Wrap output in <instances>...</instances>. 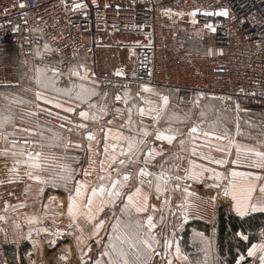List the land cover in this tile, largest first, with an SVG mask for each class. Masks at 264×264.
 I'll return each instance as SVG.
<instances>
[{
	"label": "crops",
	"instance_id": "obj_1",
	"mask_svg": "<svg viewBox=\"0 0 264 264\" xmlns=\"http://www.w3.org/2000/svg\"><path fill=\"white\" fill-rule=\"evenodd\" d=\"M114 33L109 32L106 36L113 38ZM113 40L122 39L116 36ZM97 66L102 69L98 59ZM77 73L79 71L72 67L63 76L57 74L61 79L56 87L35 85L32 88L34 104L29 124L0 116V183L23 182L26 188L22 201L0 210L3 261L9 260L7 253L13 250L14 264H39V254L60 250L62 246L69 252L68 264H111L116 255L112 245L121 246L116 236L127 234L135 239L138 233L139 238H148L153 244L146 264H230L228 254L220 252L215 223L217 213L223 208L240 218L264 216V192L261 191L264 167L256 166L264 161L254 155L255 151L264 152V132L248 127L252 129H248L246 139L235 146L238 157L235 164L231 162V145L227 137L217 129L208 131L211 135H205L200 143L192 140L184 149L180 136L164 129L172 120L167 118L168 106L162 99L166 96L165 89L147 86L149 90L145 91L142 86L126 92L129 128L124 130L111 119V90L106 91L90 80L100 91L82 99L74 96L68 84ZM6 89L7 85L0 86V93ZM37 92L41 93L40 98H37ZM69 108L73 111H68ZM81 112L87 115L82 117ZM88 132L93 133L94 139H88ZM158 133L171 135L173 139L171 142L159 139ZM256 133L261 135V145L252 142ZM220 136L225 139H218ZM129 140L134 143L131 151ZM237 146L241 149L239 154ZM150 150L151 156L148 155ZM37 153L41 155L37 157ZM121 159L125 160L124 165L119 164ZM216 160L225 163L217 164ZM72 168L77 170L73 180L70 178ZM141 168L149 175L142 176ZM128 169L133 172H127ZM233 171L248 175L233 177ZM184 172L193 182L188 191L180 187ZM161 173L163 181L158 179ZM125 174L129 176L127 181L123 179ZM37 176L40 179L34 178ZM112 181L119 182L116 189L112 188ZM158 183L159 192L156 190ZM101 185L104 192L97 191L93 196L92 189L99 190ZM77 187L80 188L79 196L76 195ZM109 190H118L120 195L109 197ZM129 195L133 198L131 203ZM233 195L243 205L255 204L257 210L249 208L241 215ZM145 196L146 210L136 212L132 204H143ZM88 197L92 198L90 206ZM73 202L74 215L69 213V205ZM125 205H129L131 215L123 211ZM149 215L155 224L151 236H148L147 226ZM46 216L54 222L56 233L53 235L41 229ZM101 221L103 225L97 231L96 225ZM196 222L203 227H197ZM113 225H118V229ZM261 229L264 230V218L254 231L234 233L236 261L257 241L255 235ZM250 237H254L250 246L241 249L238 241L248 242ZM123 247L132 261L135 249H129L127 244ZM94 251L98 253L94 255ZM140 261L144 264L142 253Z\"/></svg>",
	"mask_w": 264,
	"mask_h": 264
},
{
	"label": "built area",
	"instance_id": "obj_2",
	"mask_svg": "<svg viewBox=\"0 0 264 264\" xmlns=\"http://www.w3.org/2000/svg\"><path fill=\"white\" fill-rule=\"evenodd\" d=\"M183 28L201 32L200 50L189 49L194 36ZM109 32L140 40L129 66L100 69L94 56L90 70L93 81L111 90V119L122 129L129 128L126 92L148 86L181 92L195 103L219 101L238 129L264 132V0H0V54L20 52L56 74L76 66L86 50L95 53L98 36ZM1 79L17 77L5 71ZM188 132L200 128L192 124ZM180 187H193L187 172ZM25 194L23 182L0 183V210Z\"/></svg>",
	"mask_w": 264,
	"mask_h": 264
},
{
	"label": "rangeland",
	"instance_id": "obj_3",
	"mask_svg": "<svg viewBox=\"0 0 264 264\" xmlns=\"http://www.w3.org/2000/svg\"><path fill=\"white\" fill-rule=\"evenodd\" d=\"M182 30L183 32L193 34L194 39H197L201 34L199 30H190L187 28H183ZM106 35L108 34L98 36V42L101 43V45L95 53L91 51V49L90 51L86 50L80 58V62L73 67V69L79 71L80 74L76 75V77H71L69 81L70 83L68 84L71 87L74 96L82 99L85 96L88 97L92 92L95 93V91H100L99 86L90 81L92 80L90 78V70L93 65L94 56L98 59L100 67L106 70L114 69L115 66H129V62L133 59L135 46L140 42L139 38L124 36L118 33H114L113 38H108ZM116 36L121 37L122 40H113ZM221 52V50L212 51L214 54ZM37 68L41 70L39 73L41 81L49 83L48 87H56L58 85L59 80L61 79L58 78L59 75L53 74L47 69L36 66L33 62L25 59L20 52L0 54V86L7 85L6 91L0 93V116L3 115L8 118H17L22 120L25 124L30 123L31 109L34 104V101L32 100V88L35 85L43 86L42 84L37 83ZM5 71H12L15 76H18L17 80L14 82H6L1 79V75ZM68 72L69 70L62 73L60 76H63ZM53 80L54 84L51 83ZM166 91V96L169 98L167 104V118H172V120L165 125L164 129L172 133H177L183 142L182 144L184 149L189 146L192 140L200 143L201 139L208 131L217 129V131L227 137V140L231 145V162L238 159L235 152V146L238 141L246 139L245 134L248 133V129L252 128L244 126L242 129H238L234 121L232 111L225 109L219 102L214 100H205L201 103H195L190 101L186 95L181 92L170 89ZM106 100V102L109 103L108 106H111L109 98H106ZM192 124H197L199 126V134L192 135L188 132V129ZM254 136L255 138H252V142L261 145V135L256 133ZM233 141L235 143H233ZM76 171L77 170L75 168H72L70 172L71 180L75 177L77 173ZM41 229L48 230L52 233V235L56 233L54 222L51 221L50 217L43 219ZM255 236L257 237V241L253 244L256 245L253 254L249 255V250L247 252H243V254L237 258L235 264H237V262L242 264L246 261L247 257L256 256L264 248L261 247L264 245V230H257ZM231 238L233 243L237 244V238L232 236ZM252 248L253 246L250 249ZM59 249L60 250L56 251L46 250L45 252H42L38 255L37 263L68 264L66 262V257L69 252L64 251L62 246ZM10 251L11 252L7 253L10 256V258H8L9 260L6 259L8 260L7 262L3 261L2 258L3 252L5 253V251H0V264L15 263L13 257L14 254L12 253L13 250ZM97 253V251H94V255ZM26 255L29 257L28 252H26Z\"/></svg>",
	"mask_w": 264,
	"mask_h": 264
},
{
	"label": "snow or ice",
	"instance_id": "obj_4",
	"mask_svg": "<svg viewBox=\"0 0 264 264\" xmlns=\"http://www.w3.org/2000/svg\"><path fill=\"white\" fill-rule=\"evenodd\" d=\"M21 7H23V4L21 5ZM74 7H79V5H74ZM194 14V13H193ZM220 15H227L228 12L227 10H223L222 12L219 13ZM207 27H209L210 29H212V31H215L214 28H212L211 25H208ZM48 46L45 45V48H47ZM38 75H37V83L38 84H42L44 87H48L49 86V83L47 82H43L41 81L40 79V76H39V73H40V69L37 68L36 69ZM54 74L56 73V69H52L51 70ZM123 73H121L120 71L117 72V75H122ZM78 75V73H77ZM54 84V80L51 82ZM149 89L147 88V86H145V91H148ZM36 96L37 98H40L41 97V93L40 92H37L36 93ZM117 100H120L121 97L117 96L116 97ZM163 99V102H164V105L166 106L168 104V97L167 96H164L162 97ZM51 102V101H49ZM59 106V105H58ZM68 111H73V109L69 108ZM119 111V110H117ZM140 112L143 113L144 112V109H140ZM80 115L82 117H85L87 114L85 112H81ZM157 115H159V113H157ZM95 118V117H93ZM81 127H84L83 125H81ZM197 131V128L196 127H193L191 129V132L195 133ZM206 135H211V133H206ZM87 136H88V139L89 140H92L94 139V136H93V133L92 132H88L87 133ZM157 138L159 139H167L169 140V142H171V140L173 139V136L169 135V136H164L162 133H158V136ZM218 139H225V137L223 136H220L218 137ZM233 143H235L233 141ZM128 147H129V151H131V149L134 147V143L129 140V144H128ZM113 148H115V145H113ZM221 151H223V149H220ZM237 153L239 154V152L241 151L240 147L237 146ZM245 151H252L251 149H244ZM107 151V149H106ZM41 154L40 153H37L36 156L39 157ZM149 156L152 155V152L151 150L149 151L148 153ZM254 155L256 157H259L261 161H264V152H261V151H255L254 152ZM113 160H115V157H113ZM215 163L217 164H222V163H225V161L223 160H216ZM232 163H237V161H232ZM119 164L120 165H124L125 164V160L121 159L119 160ZM256 166H259V167H264V163H259L257 164ZM140 174L142 176H147L149 175L148 172L145 171L144 168H141L140 169ZM248 174H245V173H239V172H235L233 171L232 172V176L233 177H247ZM217 176L219 177V174H217ZM35 179H40V177H34ZM101 180L104 179V177H101L100 178ZM123 179L125 181H127L129 179V176L127 174L124 175ZM160 181H163L164 180V175L163 173H161L160 177L158 178ZM119 182L118 181H112V188L113 189H116L117 187V184ZM151 183V182H149ZM120 187H123V185H120ZM104 186L101 185L99 190L97 189H92V195L95 196L97 191H99L101 194L104 192ZM156 190L157 192L161 191V188H160V184L158 183L157 186H156ZM139 188L137 189V192H139ZM261 191L264 192V187L261 188ZM227 194V192H226ZM76 195L79 196L80 195V188L77 187L76 189ZM108 195L109 197H115V196H119L120 195V192L117 190V191H113V190H109L108 192ZM233 198L234 199H237V197L235 195H233ZM132 196L129 195L128 197V200L129 202L131 203L132 202ZM249 200H250V197H249ZM112 202V201H110ZM146 202H147V197L145 196L144 197V203L143 204H132L133 207H135V211L136 212H144L146 210L145 208V205H146ZM92 203V198L91 197H88V205L90 206ZM73 207H74V202L72 204L69 205V213L70 214H73ZM154 207V206H153ZM251 209L252 211H256L257 210V206L255 204H247V205H243L241 203V201L239 199H237V205H236V209L238 212H240L241 215L244 214L245 210L247 209ZM123 211L125 212H128L129 215H131V211H130V208H129V205H125ZM103 225V221H101L98 225H96V230L98 231L99 228ZM147 226H148V236H151V229H153L155 227V224L153 223V217L151 215H149L147 217ZM118 225H113V228L114 229H118ZM116 239L121 241V246L120 247H117V245L114 243L112 245V249L116 252V255L112 258L111 260V264H141V261H140V254L142 253L143 256L145 257V261H144V264H146V260L148 258H150L151 254H152V249H153V244L152 242L150 241V239L148 238H139L138 237V233H137V237L135 239L133 238H130L127 234H118L116 236ZM152 240H154V237L151 238ZM124 244H127L128 245V248L129 249H135V251L132 253L134 259L132 261H130L128 259V255H129V252L126 251L123 247ZM261 247H264V245H262ZM256 248V245H253V248L252 249H249V255H252L253 254V251L254 249ZM177 252H179V248H177ZM262 260H264V258H262ZM237 264H239V262H237Z\"/></svg>",
	"mask_w": 264,
	"mask_h": 264
},
{
	"label": "trees",
	"instance_id": "obj_5",
	"mask_svg": "<svg viewBox=\"0 0 264 264\" xmlns=\"http://www.w3.org/2000/svg\"><path fill=\"white\" fill-rule=\"evenodd\" d=\"M198 41L194 38L189 40L188 47L192 50H200V46L197 44ZM196 44V45H194ZM196 46V47H194ZM263 215L257 214L247 218H240L233 214H228L223 208H220L217 213L216 226L219 233V244L221 254H228L229 263L234 264L236 261L237 253L234 250V243L231 238L234 237V233L238 230H242L245 233L254 231L258 224L262 222ZM197 227H203L200 222H196ZM254 237H250L248 242L242 240L238 241V245L241 249L246 250L252 243ZM23 259V258H22Z\"/></svg>",
	"mask_w": 264,
	"mask_h": 264
},
{
	"label": "bare ground",
	"instance_id": "obj_6",
	"mask_svg": "<svg viewBox=\"0 0 264 264\" xmlns=\"http://www.w3.org/2000/svg\"><path fill=\"white\" fill-rule=\"evenodd\" d=\"M262 258H264V248L256 256L247 257L246 261L242 264H264Z\"/></svg>",
	"mask_w": 264,
	"mask_h": 264
}]
</instances>
